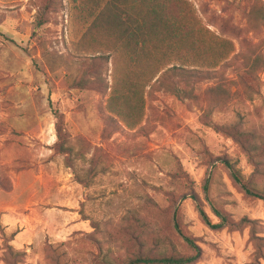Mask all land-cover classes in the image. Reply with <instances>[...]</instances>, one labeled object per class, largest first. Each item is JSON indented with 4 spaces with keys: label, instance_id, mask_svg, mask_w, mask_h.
Here are the masks:
<instances>
[{
    "label": "rangeland",
    "instance_id": "rangeland-1",
    "mask_svg": "<svg viewBox=\"0 0 264 264\" xmlns=\"http://www.w3.org/2000/svg\"><path fill=\"white\" fill-rule=\"evenodd\" d=\"M179 3L192 36L170 46L160 26L128 60L139 0H0V264H124L137 240L194 255L186 238L199 254L184 264L257 249L264 264V0ZM171 64L214 74L200 91L222 102L144 83ZM55 116L72 159L53 154ZM213 207L252 224L211 227Z\"/></svg>",
    "mask_w": 264,
    "mask_h": 264
},
{
    "label": "trees",
    "instance_id": "trees-1",
    "mask_svg": "<svg viewBox=\"0 0 264 264\" xmlns=\"http://www.w3.org/2000/svg\"><path fill=\"white\" fill-rule=\"evenodd\" d=\"M51 1V0H48ZM141 6H143L142 13L140 16L133 17V21L138 24L139 30L142 32L140 34V38L137 39L138 36L134 37L133 41L130 39L132 32L130 31L131 26L133 25L132 19H129V25L123 28L122 35L126 34L125 45L127 49V58L131 60L136 58L135 54H137L135 49H132L133 45L138 52L139 57L144 58V47L148 40L149 33L155 34V31H159L158 27L162 26L164 31L167 33V43L171 46L172 43L181 44V42H186L189 39L191 28L186 27L185 17L179 9V0L177 5H172L175 0H139ZM49 3H45V7L48 6ZM171 8V9H170ZM48 9V8H46ZM138 16V15H137ZM116 23L119 24V18H115ZM170 20L171 22H169ZM172 20L179 24L172 23ZM40 24L42 20L38 21ZM169 22V24H166ZM37 24V26H38ZM181 24V25H180ZM150 26V27H149ZM151 26L153 28H151ZM124 40V39H123ZM194 47V46H193ZM116 48H113V52L101 55L105 56L106 60L113 63V66H116V63L119 61L121 56L117 53ZM142 52V53H141ZM141 53V54H140ZM98 56H95V58ZM168 56H162V60L166 59ZM139 60V59H138ZM142 60V59H141ZM144 83L150 87V89L154 90H162L164 92H168L174 98L179 101L190 100V101H199L201 99V92L211 91V94H214V98H216V104L221 103L220 94L225 93V90L221 88V86L210 87L209 89L201 90V86H199L204 80L214 77V74L209 73L208 71H200L196 68L185 67L183 65L171 64L165 68H156L152 71V74L149 76H144ZM144 84V85H145ZM218 95V99L217 96ZM56 121L54 125L56 142L53 144V154L62 155L65 157V160L71 158L72 148L68 145L66 135L63 133L62 129V121L60 116H55ZM67 166H72L69 162L66 161ZM227 168L230 170L234 179L239 182V176L237 171L228 164ZM73 169V168H72ZM76 175V174H75ZM78 179V178H77ZM79 183H84L79 179ZM256 197L261 198L258 194H255ZM190 198H192L195 202L199 201L198 196L192 192ZM213 212L215 216L218 218V224L212 225L211 227H227L231 230H236L237 228L247 227L252 224L251 220L247 218H241L237 222L231 221L229 216L219 209L213 207ZM201 215L202 212L200 211ZM137 239V238H136ZM139 243L138 249L135 251L128 252L124 264H184L190 263L193 261L199 254V250L197 246L186 238L188 245L194 250V255L185 256L179 254H161V253H152L150 250H143V244L141 241L137 240ZM260 250L257 249L254 258L253 264H259L260 259ZM106 258V257H105Z\"/></svg>",
    "mask_w": 264,
    "mask_h": 264
}]
</instances>
